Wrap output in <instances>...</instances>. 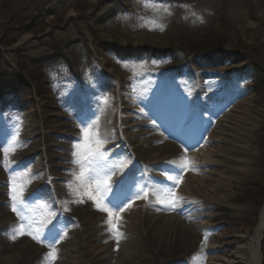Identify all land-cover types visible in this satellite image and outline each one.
I'll use <instances>...</instances> for the list:
<instances>
[{
  "label": "rangeland",
  "instance_id": "obj_1",
  "mask_svg": "<svg viewBox=\"0 0 264 264\" xmlns=\"http://www.w3.org/2000/svg\"><path fill=\"white\" fill-rule=\"evenodd\" d=\"M149 2L160 7H146ZM153 20L155 24L150 22ZM156 25H163V30ZM147 36L162 44L161 48L143 42ZM199 79L208 88L203 94L195 96L194 93V97L205 100L218 89L228 92L218 101L223 108L219 114L210 112L215 108L212 103L203 104L210 110L207 118L213 123L208 126L210 130L202 139L201 147L213 135L215 140L220 138L219 129L211 132L215 123L239 104L251 108L248 116L257 133L246 144L235 143L244 151L249 149V153L231 155L230 144H215L232 160L217 166L218 174L226 183L218 193L215 211L206 212L209 215L201 219L197 230L203 237L207 235L206 244L195 239L198 248L194 254L177 250L159 256L158 250L165 249L164 244L161 246L154 239L139 240L138 264H201V257L202 264H214L222 254L211 240L212 235L225 236V243L229 244L235 234L245 236L258 225L264 206V0H0V152L3 155L6 141L17 132L22 144L10 154L7 170L5 162L0 163V178L6 183L0 187L8 185L12 189L14 182L23 185L19 198L23 203L17 207L26 216L32 218L33 214L46 221L45 232L67 236L56 245L58 259L68 255L77 230L85 232V229L72 225L69 232L65 231V223L55 218L56 206L71 218L81 207L88 212V204L93 202L83 197V203H75L77 197L69 191L70 181L60 182L64 187L63 191L59 190L60 198L52 191L42 198L23 200L37 190L42 179L41 173L37 175L32 169L33 165L41 164L39 157H23L24 151L39 139L29 137L44 134L46 145L82 143L81 128L85 122L99 126V115H83L89 101L97 102L99 113L101 109H114L120 96H128L122 106L132 108H136L133 101H140L142 94L150 97L158 106L154 110H160L155 116L163 118L164 96H168L169 105L182 109L174 113L173 121L179 123L186 112L196 110V99L190 103L187 93L192 95L191 92L197 91ZM109 93L112 96L108 101L105 95ZM41 110L47 119L38 126L34 116ZM122 112L133 113V110L115 109L117 115ZM53 114L66 118H56ZM66 123L75 125L71 128L76 136L74 140L61 135L64 130L59 127ZM100 139L105 150L111 140ZM200 148L193 150L197 153ZM49 149L52 155L61 153L58 148ZM106 156V169L111 170L112 182L122 179L137 163L123 151ZM56 161L70 168L58 171L75 181L78 165L68 160ZM150 173L162 175L160 169ZM5 208H10L8 203ZM210 215L214 217L211 222ZM108 234L109 240L117 243L110 231ZM25 240L35 248H27L24 254L42 252L44 261L49 251L46 244L37 243L29 236ZM21 242L18 238L6 253L14 264H20L17 254L23 255L17 246ZM83 246L74 245L76 255L84 254ZM261 251L264 264V234Z\"/></svg>",
  "mask_w": 264,
  "mask_h": 264
},
{
  "label": "bare ground",
  "instance_id": "obj_2",
  "mask_svg": "<svg viewBox=\"0 0 264 264\" xmlns=\"http://www.w3.org/2000/svg\"><path fill=\"white\" fill-rule=\"evenodd\" d=\"M146 44L152 47L161 48L160 43L155 42L152 37L147 36L145 38ZM114 66H118L116 63H112ZM207 83L199 79L196 82V88L205 90ZM194 96V91L191 92ZM214 93V92H213ZM219 93L220 97L211 99L212 102H218L227 96V89H218L214 95ZM111 93L105 95L110 100ZM128 96H120L116 100V107L114 109H101L99 110L98 117V131L100 138L109 139L111 142H107L105 150L118 152L121 150L124 155L130 156L137 161L140 165L147 166L152 169H163L164 167L174 166L172 161H179L181 156H187L192 162L196 170L183 177L181 183V189L176 194L181 197L171 213L163 205L156 203L155 197L149 196V201L146 203L144 199H136L133 201L132 206L127 208L124 212L120 213V231L124 233V238L117 245V243L109 240L108 228L105 221L108 219L107 215L97 217V210L95 206L88 210L81 207L80 211L73 215L71 218L66 217L67 224L74 226L81 225L85 232L77 230L76 237L72 240L71 246L68 249V255L58 259L55 264H138L140 255L139 245L137 241L144 239H154L163 248L158 250L157 255L161 256L166 252L171 251H183L187 252V255L194 254L197 251V245L194 243L195 239L199 240L201 244L204 241V237L197 230L200 227V221L204 216H208L206 212L215 211L218 193L223 190L225 185V179L217 172V166L222 167L226 160H232L227 158L220 150L215 147L216 143L231 145L230 154H238L240 152L249 153V149H244L235 143L238 142H250L257 133V128L253 125L252 120L248 116V112L251 111L249 105L242 107V105H236L229 110L226 116L218 120L212 133L219 129L221 135L219 139L215 140L214 135L206 140L205 145L195 155H188L184 149L175 143L163 144V136L153 130V126L144 119L143 111H140L137 107L132 108L129 106H122L123 101L128 99ZM131 101V100H130ZM137 104V100L133 103ZM129 103V102H128ZM132 103V104H133ZM130 104V103H129ZM97 102L95 100L89 101V110H86V114H93L97 109ZM121 108V110H133V113L122 112L117 115L115 109ZM45 111L41 110L37 112L36 118L38 126H40L47 117ZM52 116L58 118H66L62 115L53 114ZM75 125L66 123L61 125V135L69 140H74L75 135L71 130ZM241 130L239 133L238 131ZM34 132V131H33ZM237 134V135H236ZM38 136V140L32 143V147L24 151L23 157L32 156V159L39 157L41 164H35L32 169L35 174H40L42 178L37 189L46 191L49 195L55 192L56 197H59V190H64L60 182H71L72 187H75L76 182L73 181V177H66L61 174L60 170L69 169L56 160H68L73 161L74 157L71 155L74 151V145L72 143H60L53 145H46V137L44 134H32V140ZM153 136V137H152ZM26 139V137H25ZM36 139V138H35ZM232 139H235L232 143ZM157 145V147L153 146ZM245 146V145H243ZM58 148L61 153L59 155H52L49 148ZM117 150V151H116ZM4 159L0 152V162ZM179 172V169L175 168ZM235 170V169H232ZM168 175H175L174 172H170L158 176H149V183L147 184L152 190L153 188L171 187L174 185L173 181L167 179ZM70 182L68 184H70ZM0 184L2 178H0ZM8 184V183H7ZM7 187H0V262L2 264H14L12 258L8 257L6 253L9 251L8 247L15 244V241L10 239L17 223L12 215L9 214V210L5 208V204L9 203L8 194L12 189ZM133 188V190H132ZM140 185H133L129 188L134 193L140 189ZM65 189H68V187ZM69 188V191L72 189ZM128 189V188H127ZM150 190V192H151ZM204 194L205 196H203ZM60 198V197H59ZM57 207V206H56ZM58 208V207H57ZM159 209V210H158ZM88 214H83V213ZM206 213L205 215H203ZM75 220L73 222V219ZM209 221H213L214 217L209 216ZM77 219V220H76ZM72 230V229H71ZM264 234V206L259 214V222L253 232L247 233L245 236L235 234L231 237L230 243H225V236L212 235L211 240L217 248V251L221 252V258H217L214 264H262V251L261 241ZM67 236H65L66 238ZM63 238L62 241L65 240ZM26 237H19V241H23L20 245L18 252H22L23 255L19 256L20 264H47L46 260L43 261V253H28L24 254L27 248H35L33 245L27 244ZM77 243L85 244L83 248L86 250L82 256H78L77 248L74 245ZM16 246V247H17ZM118 246V250L115 247ZM10 248V247H9ZM14 248V247H13ZM216 248V247H215ZM214 250V249H213ZM212 250V252H214ZM214 260V259H213ZM213 264V263H212Z\"/></svg>",
  "mask_w": 264,
  "mask_h": 264
},
{
  "label": "snow or ice",
  "instance_id": "obj_3",
  "mask_svg": "<svg viewBox=\"0 0 264 264\" xmlns=\"http://www.w3.org/2000/svg\"><path fill=\"white\" fill-rule=\"evenodd\" d=\"M146 7L160 6L152 3H146ZM168 10V6H163ZM187 7V5H182ZM171 14V13H169ZM194 15V13H193ZM202 21V18H199ZM155 24L156 22L150 21ZM160 30H163V25H156ZM83 134V143L74 145L73 156L75 159L73 163L78 165L79 172L74 173L76 187H72L70 182L69 187L72 189L73 194L77 197L75 203H83V197L91 200L97 210L107 214L108 219L105 221L108 224V230L113 234L117 241L124 238V233L120 231V213L124 212L127 208L132 206L133 200L130 195L125 193L122 197H118L113 189L111 183V170L106 169L107 156L103 151V141L100 139V134L95 122L87 123L81 128ZM22 144L18 138V132L13 134L10 139L6 141V146L2 148L4 155L5 168L7 170L9 164V156L14 153ZM172 164L181 171L196 170L193 162L185 155L181 156L179 161H172ZM168 180L173 181L174 185H179L181 178L179 175H168ZM23 192V185H17L15 182L12 184V191L9 195L12 198V211L20 219V223L15 226L10 239L13 241L22 236H29L37 243L46 244L49 251L46 253L45 260L47 264H55L58 259V249L56 245L59 243L63 236L58 234H51L44 231L46 221H36L24 213L17 207L18 203H23L20 196ZM155 197L156 203L163 205L168 210H174L181 197H178L175 192V187L153 188L151 192L148 186H143L135 193V199L148 200L149 196ZM159 210V209H158ZM207 242V235L204 237L203 244ZM202 257L200 258L202 264Z\"/></svg>",
  "mask_w": 264,
  "mask_h": 264
}]
</instances>
